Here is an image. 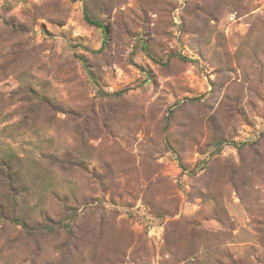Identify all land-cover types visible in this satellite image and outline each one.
I'll return each instance as SVG.
<instances>
[{
  "label": "rangeland",
  "instance_id": "1",
  "mask_svg": "<svg viewBox=\"0 0 264 264\" xmlns=\"http://www.w3.org/2000/svg\"><path fill=\"white\" fill-rule=\"evenodd\" d=\"M0 264H264V0H0Z\"/></svg>",
  "mask_w": 264,
  "mask_h": 264
},
{
  "label": "trees",
  "instance_id": "2",
  "mask_svg": "<svg viewBox=\"0 0 264 264\" xmlns=\"http://www.w3.org/2000/svg\"><path fill=\"white\" fill-rule=\"evenodd\" d=\"M84 14H85V19L89 24L100 27L104 31V33H107L108 27L102 20L92 17L87 10L84 12ZM81 59L87 65V59L84 57ZM123 91L125 90L118 91L114 95L121 94ZM222 142L223 140L221 141V143ZM179 165L181 166L182 170L186 169L180 159H179ZM6 176L8 180L11 179V183L15 185V183L17 182L16 174H11V172H7ZM13 220H15L18 224H20L26 232L28 233L32 232L33 228L30 226V223L27 220L20 219L17 217H13ZM41 227H43L44 231H54L55 229L59 231L62 229L64 231H67L68 233H69V228H70L68 225L61 226L59 220L53 222L52 224H43Z\"/></svg>",
  "mask_w": 264,
  "mask_h": 264
}]
</instances>
